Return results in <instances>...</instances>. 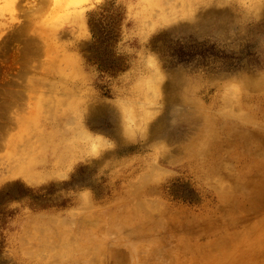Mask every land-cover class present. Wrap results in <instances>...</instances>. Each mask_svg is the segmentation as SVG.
Returning <instances> with one entry per match:
<instances>
[{"label": "rangeland", "instance_id": "1", "mask_svg": "<svg viewBox=\"0 0 264 264\" xmlns=\"http://www.w3.org/2000/svg\"><path fill=\"white\" fill-rule=\"evenodd\" d=\"M200 8L199 0L181 5L189 19ZM58 15L51 0H0V264H264V73L255 76L264 69L255 39L264 20L239 51L176 30L154 36L150 47L169 78L165 111L146 142L126 144L112 108L92 103L93 65L85 59L92 41L79 45L84 63L57 40ZM176 40L229 54L247 47L252 63L195 69L166 54ZM233 79L241 89L232 90ZM94 86L111 98L107 85ZM178 94L187 123L171 127ZM72 117L114 139L116 149L77 164L68 181L34 190L25 181L38 183L84 158L69 143ZM157 140L167 147L151 144ZM77 187L95 195L82 213L58 195Z\"/></svg>", "mask_w": 264, "mask_h": 264}, {"label": "clouds", "instance_id": "2", "mask_svg": "<svg viewBox=\"0 0 264 264\" xmlns=\"http://www.w3.org/2000/svg\"><path fill=\"white\" fill-rule=\"evenodd\" d=\"M114 9L122 13L119 38L114 45L115 55L125 57L128 65L125 71L115 77L102 73L91 66V81L95 103L103 100L113 110L119 128V135L126 144H143L148 140L151 125L164 114L166 101L163 90L169 80L158 53L150 47L152 38L163 31L176 30L183 35H194L198 40L207 39L217 47L227 51H239L241 44L247 42L249 30L264 20V0H199L201 8L189 19L181 10L185 0H112ZM54 11L52 30L57 40L79 53V45L93 40L88 20L89 14L99 13L109 0H51ZM174 5V8L172 7ZM3 7L7 9L8 5ZM7 26V25H6ZM69 38L60 39L62 32ZM176 32H174V36ZM257 51L264 57V35H257ZM80 54V53H79ZM82 61L84 58L80 54ZM264 69H258L259 77ZM102 77V78H101ZM107 85L111 98H102L94 83ZM233 91L241 89L239 79L230 82ZM179 103L169 108V124L176 127L187 123V104L182 94ZM80 128L75 117L68 125L69 143H75L83 153V159L66 170L42 179L38 183H25L34 190L50 182L63 183L71 179L75 166L79 163L91 164L101 159L105 153L116 149V141L99 132H92L85 124ZM157 148L167 147L165 140H157ZM97 173L96 179H99ZM58 195L70 198L76 206L69 211L82 213L95 200L89 187L61 190Z\"/></svg>", "mask_w": 264, "mask_h": 264}, {"label": "trees", "instance_id": "3", "mask_svg": "<svg viewBox=\"0 0 264 264\" xmlns=\"http://www.w3.org/2000/svg\"><path fill=\"white\" fill-rule=\"evenodd\" d=\"M122 13L114 9L112 0L102 11L89 14L88 24L93 34V40L86 50L85 59L88 64L95 66L102 73L116 76L127 69L125 57H118L114 52V45L119 38ZM166 54L173 57L176 63L190 64L196 68L209 67L216 70H239L244 63H252L250 48H244L235 53H225L214 45L206 48L203 44L171 41L167 44ZM246 56V57H245Z\"/></svg>", "mask_w": 264, "mask_h": 264}]
</instances>
